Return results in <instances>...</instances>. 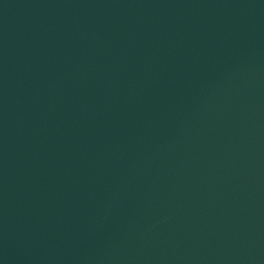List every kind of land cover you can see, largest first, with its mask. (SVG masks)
<instances>
[{"label": "water", "instance_id": "obj_1", "mask_svg": "<svg viewBox=\"0 0 264 264\" xmlns=\"http://www.w3.org/2000/svg\"><path fill=\"white\" fill-rule=\"evenodd\" d=\"M0 264H264V0H0Z\"/></svg>", "mask_w": 264, "mask_h": 264}]
</instances>
